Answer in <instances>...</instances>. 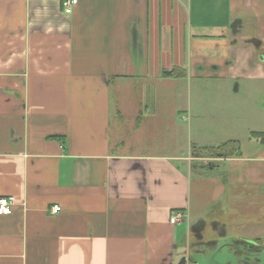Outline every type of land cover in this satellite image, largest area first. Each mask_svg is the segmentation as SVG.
I'll return each mask as SVG.
<instances>
[{"label":"crops","instance_id":"obj_1","mask_svg":"<svg viewBox=\"0 0 264 264\" xmlns=\"http://www.w3.org/2000/svg\"><path fill=\"white\" fill-rule=\"evenodd\" d=\"M62 1L0 0V264H264V0ZM219 74L256 127L194 158L164 122Z\"/></svg>","mask_w":264,"mask_h":264},{"label":"rangeland","instance_id":"obj_2","mask_svg":"<svg viewBox=\"0 0 264 264\" xmlns=\"http://www.w3.org/2000/svg\"><path fill=\"white\" fill-rule=\"evenodd\" d=\"M224 69L225 67H222V72ZM219 77L204 83L183 85L182 100L178 109H185V111H179L175 117L164 122L179 124L180 129L177 135L181 151L189 142L191 148L208 149L218 148L230 141L240 144L239 141L247 139L248 131L256 127L252 125L253 102L255 98L258 99V96L262 97L263 94L256 93L259 90L254 84H238L237 81L227 80L224 74H219ZM239 85L240 89L237 91ZM165 102L168 107L177 106L173 99L165 98ZM195 143H200L201 146L198 147ZM220 167L222 168V164ZM214 170L213 173L218 172L217 176L222 175L221 169ZM212 215L216 216L214 213ZM259 256L264 262V252Z\"/></svg>","mask_w":264,"mask_h":264},{"label":"trees","instance_id":"obj_3","mask_svg":"<svg viewBox=\"0 0 264 264\" xmlns=\"http://www.w3.org/2000/svg\"><path fill=\"white\" fill-rule=\"evenodd\" d=\"M252 138H259L261 142H264V135L259 133H251ZM191 154L194 158H226L239 156V144L237 142H227L218 148L208 149V148H197L192 147ZM207 166H205L206 168ZM262 239H256L253 242H236L233 244V248H237L239 245L244 249L243 260L240 262H247L246 256L256 257L258 254H261L264 251ZM238 249V248H237Z\"/></svg>","mask_w":264,"mask_h":264},{"label":"built area","instance_id":"obj_4","mask_svg":"<svg viewBox=\"0 0 264 264\" xmlns=\"http://www.w3.org/2000/svg\"><path fill=\"white\" fill-rule=\"evenodd\" d=\"M76 4V0H63L62 1V8L64 10L65 14H70L72 7ZM14 204V198L13 197H8V198H2L0 199V215L5 216L9 215L11 213L10 206ZM61 207L59 205H53L50 208V214L51 215H56L61 211ZM180 217L179 214H175L170 219L171 223H174L178 218Z\"/></svg>","mask_w":264,"mask_h":264},{"label":"water","instance_id":"obj_5","mask_svg":"<svg viewBox=\"0 0 264 264\" xmlns=\"http://www.w3.org/2000/svg\"><path fill=\"white\" fill-rule=\"evenodd\" d=\"M166 73L169 74V72H166ZM207 166H208V169H209V170H211V169L213 168V166H212L211 163H209ZM194 167H195V166H194ZM180 264H186V259L183 258V259L181 260Z\"/></svg>","mask_w":264,"mask_h":264},{"label":"bare ground","instance_id":"obj_6","mask_svg":"<svg viewBox=\"0 0 264 264\" xmlns=\"http://www.w3.org/2000/svg\"><path fill=\"white\" fill-rule=\"evenodd\" d=\"M180 215V214H179ZM175 216V215H174Z\"/></svg>","mask_w":264,"mask_h":264}]
</instances>
